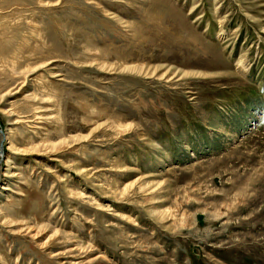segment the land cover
<instances>
[{
    "label": "rangeland",
    "instance_id": "obj_1",
    "mask_svg": "<svg viewBox=\"0 0 264 264\" xmlns=\"http://www.w3.org/2000/svg\"><path fill=\"white\" fill-rule=\"evenodd\" d=\"M0 52V264H264V0H0Z\"/></svg>",
    "mask_w": 264,
    "mask_h": 264
},
{
    "label": "bare ground",
    "instance_id": "obj_2",
    "mask_svg": "<svg viewBox=\"0 0 264 264\" xmlns=\"http://www.w3.org/2000/svg\"><path fill=\"white\" fill-rule=\"evenodd\" d=\"M5 65H6V63L1 62V52H0V71H2V70L4 69ZM44 82H46V81H44ZM42 85L44 86L45 83H42ZM54 149H55V148H54ZM0 152H1V151H0ZM1 153H2V152H1ZM0 156H1V154H0Z\"/></svg>",
    "mask_w": 264,
    "mask_h": 264
},
{
    "label": "water",
    "instance_id": "obj_3",
    "mask_svg": "<svg viewBox=\"0 0 264 264\" xmlns=\"http://www.w3.org/2000/svg\"><path fill=\"white\" fill-rule=\"evenodd\" d=\"M0 132H1V130H0ZM0 151H1V145H0Z\"/></svg>",
    "mask_w": 264,
    "mask_h": 264
}]
</instances>
